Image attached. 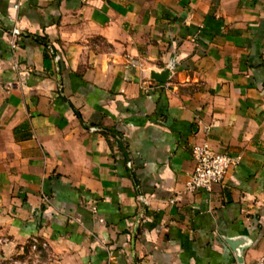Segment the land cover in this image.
Returning a JSON list of instances; mask_svg holds the SVG:
<instances>
[{"label": "crops", "instance_id": "crops-1", "mask_svg": "<svg viewBox=\"0 0 264 264\" xmlns=\"http://www.w3.org/2000/svg\"><path fill=\"white\" fill-rule=\"evenodd\" d=\"M263 255L264 0H0V264Z\"/></svg>", "mask_w": 264, "mask_h": 264}, {"label": "built area", "instance_id": "built-area-1", "mask_svg": "<svg viewBox=\"0 0 264 264\" xmlns=\"http://www.w3.org/2000/svg\"><path fill=\"white\" fill-rule=\"evenodd\" d=\"M18 5H16L17 7ZM9 43L13 49L18 48L22 37V30L14 26L10 30ZM58 59L59 57L55 55ZM16 67V66H15ZM192 156L195 167L186 183L187 189L194 191L199 188L211 189V187L224 180L229 170L238 162V158L219 150L214 149L209 143L203 142L195 144L192 148ZM45 247L46 244L44 243ZM32 248L38 251V241L34 239ZM9 264H29L27 260L12 258ZM253 264H264V255Z\"/></svg>", "mask_w": 264, "mask_h": 264}, {"label": "water", "instance_id": "water-1", "mask_svg": "<svg viewBox=\"0 0 264 264\" xmlns=\"http://www.w3.org/2000/svg\"><path fill=\"white\" fill-rule=\"evenodd\" d=\"M167 72L164 71L163 73H161V75L159 74H156V73H153L152 74V77L155 78V79H158V80H165L167 78Z\"/></svg>", "mask_w": 264, "mask_h": 264}, {"label": "trees", "instance_id": "trees-1", "mask_svg": "<svg viewBox=\"0 0 264 264\" xmlns=\"http://www.w3.org/2000/svg\"><path fill=\"white\" fill-rule=\"evenodd\" d=\"M45 58H46V61L48 63V58H49L48 53L46 54Z\"/></svg>", "mask_w": 264, "mask_h": 264}]
</instances>
